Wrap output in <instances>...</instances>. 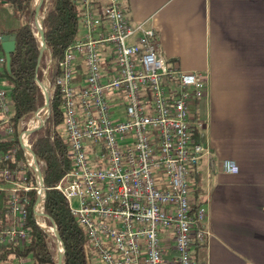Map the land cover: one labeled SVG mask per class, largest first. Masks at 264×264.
Here are the masks:
<instances>
[{
  "label": "built area",
  "instance_id": "built-area-1",
  "mask_svg": "<svg viewBox=\"0 0 264 264\" xmlns=\"http://www.w3.org/2000/svg\"><path fill=\"white\" fill-rule=\"evenodd\" d=\"M76 2L78 36L65 48L53 80L63 98L61 128L71 162L54 187L85 231L88 262L195 264L192 246L202 244L209 231L205 205L192 199L191 174L208 150L195 139L201 123L192 120L190 108L205 95V75L166 60L155 30L132 23L121 0ZM46 6L47 0H34L31 32L37 56L47 51L46 67L41 60L37 67L51 91V52L46 46L39 50ZM4 62L3 54L0 73ZM48 113L26 130L28 115L15 132L0 77V142L18 145L0 149V249L24 246L32 221L53 243L55 264H61L65 241L44 208L46 187L35 173L32 162L40 172L41 165L30 141ZM221 169L236 173L238 166L224 160ZM12 260L0 264H26L22 256Z\"/></svg>",
  "mask_w": 264,
  "mask_h": 264
},
{
  "label": "crops",
  "instance_id": "crops-1",
  "mask_svg": "<svg viewBox=\"0 0 264 264\" xmlns=\"http://www.w3.org/2000/svg\"><path fill=\"white\" fill-rule=\"evenodd\" d=\"M121 1L132 23L155 30L166 60L205 75L190 108L208 150L191 174L209 231L192 246L195 264H264V0ZM224 160L238 171L224 172Z\"/></svg>",
  "mask_w": 264,
  "mask_h": 264
},
{
  "label": "trees",
  "instance_id": "trees-1",
  "mask_svg": "<svg viewBox=\"0 0 264 264\" xmlns=\"http://www.w3.org/2000/svg\"><path fill=\"white\" fill-rule=\"evenodd\" d=\"M1 1L10 3L21 21L17 28L0 30V35H15V49L10 53L9 71L4 62L0 77L8 87L10 121L16 132L19 123L44 102V95L34 79L35 76L39 80L42 79V70L37 67L38 46L29 26L33 14L32 0H0V3ZM79 14V6L75 0H47L43 24L46 46L51 52V64L47 75L51 80L52 89L45 123L34 130L30 137L33 152L44 169L46 187L44 208L55 221L65 241L63 264H89L83 246L85 231L71 215L65 197L54 187L70 168L71 159L69 143L59 129L63 119L61 108L63 98L58 87L53 85V80L59 74L58 61L65 48L78 36ZM47 59V51H44L40 59L43 67H46ZM14 146H18L16 140L9 143L0 142V149ZM18 157L22 158L20 149ZM29 225V241L22 247L1 248L0 262L22 256L30 258L33 264H55L53 243L32 221Z\"/></svg>",
  "mask_w": 264,
  "mask_h": 264
},
{
  "label": "water",
  "instance_id": "water-1",
  "mask_svg": "<svg viewBox=\"0 0 264 264\" xmlns=\"http://www.w3.org/2000/svg\"><path fill=\"white\" fill-rule=\"evenodd\" d=\"M35 11H37V9ZM42 25L44 27L43 21H42ZM42 34H43V37H42V40H41V44H39V50H41L42 48H44L46 46L45 29L43 30ZM37 46H38V43H37ZM0 47H1V50H2V52L4 54V56H5L6 69H7V71H9V68H10V53L13 52L14 49H15V35L14 34H2V35H0ZM37 61H40V56H37ZM46 80H47L46 77L43 75L42 76V83L38 82V85H39V87L41 89V92L44 95V102L42 104H40L36 108V110H39V109H42V108L45 107L47 109V111L49 112V103H48V101H49L50 90H49V86H48ZM36 160H37V158H36ZM39 163L41 165V184L44 185L43 164L41 163L40 160H39ZM63 256H64V250H63ZM63 261H64V259H63ZM63 261H62L61 264H63Z\"/></svg>",
  "mask_w": 264,
  "mask_h": 264
},
{
  "label": "rangeland",
  "instance_id": "rangeland-1",
  "mask_svg": "<svg viewBox=\"0 0 264 264\" xmlns=\"http://www.w3.org/2000/svg\"><path fill=\"white\" fill-rule=\"evenodd\" d=\"M1 2L3 3L4 1H1ZM2 5L3 4L0 3V30H2V29H13V28L19 27L20 24H21V21L16 16L13 6L11 4L9 6H2ZM32 8H34V0H32ZM33 14H34V11H33ZM33 14L31 16V20H30V23H29L30 29L33 28V24H32ZM46 111H42L41 112L40 115H41L42 118L45 116L44 114H46ZM24 120H26V119H24ZM28 120H27V122H28ZM59 129L62 131L61 127H59ZM55 256H56V254H55Z\"/></svg>",
  "mask_w": 264,
  "mask_h": 264
},
{
  "label": "bare ground",
  "instance_id": "bare-ground-1",
  "mask_svg": "<svg viewBox=\"0 0 264 264\" xmlns=\"http://www.w3.org/2000/svg\"><path fill=\"white\" fill-rule=\"evenodd\" d=\"M38 1V0H37ZM36 18H40L39 15H37ZM39 20V19H37ZM43 85V84H42ZM44 88V87H43ZM47 109L44 107L42 109H39L37 110L36 112H34V114L29 118L28 122L26 123L25 127H26V130H29V129H32L34 128L35 126H37L39 123H40V117H41V112L42 111H46ZM32 164L34 165L35 167V173L37 175H40L41 172H40V169H39V166L38 164H35L34 162H32Z\"/></svg>",
  "mask_w": 264,
  "mask_h": 264
}]
</instances>
